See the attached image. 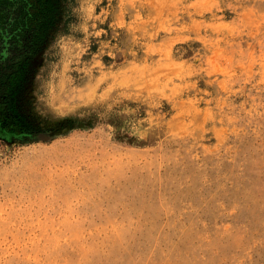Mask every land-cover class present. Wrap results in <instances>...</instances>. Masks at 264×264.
I'll list each match as a JSON object with an SVG mask.
<instances>
[{
    "label": "rangeland",
    "instance_id": "374dc122",
    "mask_svg": "<svg viewBox=\"0 0 264 264\" xmlns=\"http://www.w3.org/2000/svg\"><path fill=\"white\" fill-rule=\"evenodd\" d=\"M0 264H264V0H0Z\"/></svg>",
    "mask_w": 264,
    "mask_h": 264
},
{
    "label": "trees",
    "instance_id": "16d2710c",
    "mask_svg": "<svg viewBox=\"0 0 264 264\" xmlns=\"http://www.w3.org/2000/svg\"><path fill=\"white\" fill-rule=\"evenodd\" d=\"M33 7V6H32ZM34 15V14H33ZM33 15L30 14V18H33ZM35 16V15H34ZM11 34L13 35V32H11ZM13 37V36H12Z\"/></svg>",
    "mask_w": 264,
    "mask_h": 264
}]
</instances>
